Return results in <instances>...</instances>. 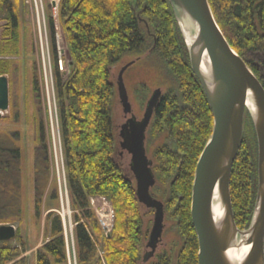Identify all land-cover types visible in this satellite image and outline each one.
<instances>
[{"label": "trees", "instance_id": "trees-1", "mask_svg": "<svg viewBox=\"0 0 264 264\" xmlns=\"http://www.w3.org/2000/svg\"><path fill=\"white\" fill-rule=\"evenodd\" d=\"M209 2L226 38L264 86V0ZM0 7L5 14L4 33L17 46L15 3L0 0ZM59 17L71 56L68 78L62 80L57 62L55 74L76 264H139L141 259L143 206L136 197L132 174L116 155L113 117L117 95L113 68L130 55H138L137 61L145 55L155 59L168 83L153 124L168 133L171 144L156 151L159 163L154 173L159 183L168 186L165 208L174 207L183 245L175 262L163 255L154 264H198L199 244L191 219L192 184L198 158L212 133L213 116L191 68L169 0H61ZM143 22L152 35L151 44ZM51 29L54 32L53 20ZM54 57L58 61L55 45ZM6 71L0 68V76ZM248 118L251 120L246 114ZM44 130L42 125L35 158L38 216L51 168ZM255 144L254 149H240L231 176V198L238 202L247 224L257 192L256 136ZM20 158L19 147L0 134V224L19 218L22 212ZM52 197L57 198V193ZM96 197L106 198L114 211V226L107 235L101 233L99 217L91 205V198ZM47 226V239L36 254L37 264H69L61 215L49 212ZM99 245L102 257L98 256ZM20 251L16 246L0 247V264L16 259Z\"/></svg>", "mask_w": 264, "mask_h": 264}, {"label": "rangeland", "instance_id": "rangeland-1", "mask_svg": "<svg viewBox=\"0 0 264 264\" xmlns=\"http://www.w3.org/2000/svg\"><path fill=\"white\" fill-rule=\"evenodd\" d=\"M13 1L19 15V42L17 46L9 35L4 33L5 14L0 10V68L7 69L4 75L9 80V109L0 116V134L19 147L21 151L22 212L19 218L5 223L15 226L16 236L10 241L0 242V247L16 246L21 250L20 255L7 264H35V259H32V256L37 254L47 239V216L52 211L60 214L63 219L68 262L69 264H76L74 220L70 204L55 74L56 62L58 63L60 58L62 59L61 67L59 65L61 78L63 81L68 78L71 72V56L60 17L58 15V17L53 18V11L49 8L48 0H43L47 33L44 30V24L38 23V14L32 0ZM51 20H53L54 32L51 29ZM40 26L42 36L39 34ZM143 29L147 31L151 44L152 35L144 22ZM54 45L58 61L54 57ZM137 57L138 55L126 56L122 63L113 68V81L116 88L120 69L128 62L137 60ZM124 81L134 113L139 120L143 118L147 102L153 91L162 87L165 93L168 86L164 75L159 72L156 60H149L146 55L141 56L140 60L127 69L124 74ZM113 117L117 139L116 155L123 166L129 169L131 155L128 153L120 155L122 150L119 144L122 140L120 131L125 123V116L119 102L118 89L113 106ZM246 121L247 131L243 132L239 151L240 149H247L249 146L253 149L256 147L254 126L249 118ZM153 123L154 117L147 132L146 147L148 156L153 159L154 166H156L159 163L155 155L156 151L165 145H170L171 141L168 139V133ZM42 125L49 147L51 168L48 174V184L39 205L40 215L38 216L35 204V158L37 149H40L39 134ZM248 137L251 138V141H248ZM154 188V195L166 204L170 195L168 186L156 180ZM55 192L58 195L57 198L52 197ZM232 205L238 228L240 230L247 229L251 219L247 224L241 215L238 202L235 204L232 201ZM105 208L109 211V208L104 204L103 209ZM173 208L166 210L165 229L161 243L156 247H151L148 240L154 223V210L143 207L145 224L139 264H154L158 257L163 255H167L175 262V257L182 248L183 238L179 232L178 221ZM100 210L102 209L100 208ZM94 211L96 214L98 213V211ZM236 215L238 220H236ZM113 226L114 219L108 227L101 226V233L105 235L111 233ZM102 255L103 249L99 245L98 256L102 257Z\"/></svg>", "mask_w": 264, "mask_h": 264}, {"label": "water", "instance_id": "water-1", "mask_svg": "<svg viewBox=\"0 0 264 264\" xmlns=\"http://www.w3.org/2000/svg\"><path fill=\"white\" fill-rule=\"evenodd\" d=\"M180 32L188 49L191 68L199 80L213 116V129L204 146L194 173L191 195V219L198 238V264H231L227 251L235 245L236 235H248V256L241 264H264V86L253 70L232 47L220 28L209 0H169ZM209 60L211 74L203 76L201 67ZM137 60L125 64L116 84L119 102L126 119L120 131V155H131L129 170L136 183L139 203L154 210V223L148 244L158 246L165 229L166 208L152 194L156 184L154 161L148 156L147 131L164 89H155L141 120L137 119L124 81V74ZM251 97L255 110L248 107ZM9 109V80L0 76V116ZM252 120L258 146L257 192L250 226L240 230L236 224L231 176L241 146L244 121ZM218 193L224 216L215 223L211 206ZM16 236V228L0 224V242Z\"/></svg>", "mask_w": 264, "mask_h": 264}, {"label": "bare ground", "instance_id": "bare-ground-1", "mask_svg": "<svg viewBox=\"0 0 264 264\" xmlns=\"http://www.w3.org/2000/svg\"><path fill=\"white\" fill-rule=\"evenodd\" d=\"M201 71L203 76L208 80V77H210L211 74L209 60L204 59V61L202 62ZM247 105L250 110H255V105L251 97H249ZM246 128L247 124L244 122V131ZM211 214L215 223H219L224 216V207L221 203V199L218 193H216L214 196V200L211 206ZM247 238L248 235L244 234L240 236L239 232L236 235L235 245L229 248L227 251L228 259L230 260V262H232L231 264H241V262L248 256L251 246L246 245Z\"/></svg>", "mask_w": 264, "mask_h": 264}, {"label": "built area", "instance_id": "built-area-1", "mask_svg": "<svg viewBox=\"0 0 264 264\" xmlns=\"http://www.w3.org/2000/svg\"><path fill=\"white\" fill-rule=\"evenodd\" d=\"M32 2L34 3V5L36 7V12L38 14V23L44 24V30L47 33L44 2H43V0H32ZM48 2H49V8L53 11V18L55 16L58 17L61 0H48ZM39 34L42 36L41 26L39 28ZM57 35H58V33H57ZM61 62H62V59L59 58L58 66L60 65V67H61V64H60ZM62 69H63V67H62ZM90 201H91V205H92L93 209L98 211L97 216L99 217V221H100L101 226L106 228L109 225H111V221L114 219V211H113V208H112L110 202L104 197L91 198ZM104 204H105V206H107L109 208V211L107 210V208L103 209ZM100 208L102 210H100ZM105 210H107V211L105 212ZM10 264H12V263H10Z\"/></svg>", "mask_w": 264, "mask_h": 264}, {"label": "crops", "instance_id": "crops-1", "mask_svg": "<svg viewBox=\"0 0 264 264\" xmlns=\"http://www.w3.org/2000/svg\"><path fill=\"white\" fill-rule=\"evenodd\" d=\"M32 259H35V264H37L36 254L32 256ZM32 261V260H31ZM33 264V263H32Z\"/></svg>", "mask_w": 264, "mask_h": 264}, {"label": "flooded vegetation", "instance_id": "flooded-vegetation-1", "mask_svg": "<svg viewBox=\"0 0 264 264\" xmlns=\"http://www.w3.org/2000/svg\"><path fill=\"white\" fill-rule=\"evenodd\" d=\"M153 117H154V116H153ZM137 119H138V118H137ZM138 120H139V119H138ZM152 120H153V118H152ZM151 122H152V121H151ZM125 123H126V119H125ZM125 123H124V124H125ZM124 124H123V125H124ZM123 125H122V126H123ZM150 125H151V124H150ZM149 127H150V126H149ZM121 128H122V127H121ZM148 129H149V128H148ZM147 132H148V131H147ZM146 141H147V137H146ZM119 143H120V142H119ZM120 152H121V151H120ZM124 153H127V152L125 151Z\"/></svg>", "mask_w": 264, "mask_h": 264}]
</instances>
